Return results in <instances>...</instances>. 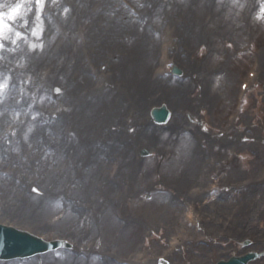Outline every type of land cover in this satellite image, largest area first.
<instances>
[{"label":"rangeland","instance_id":"1","mask_svg":"<svg viewBox=\"0 0 264 264\" xmlns=\"http://www.w3.org/2000/svg\"><path fill=\"white\" fill-rule=\"evenodd\" d=\"M45 4L47 3L43 1L40 2L36 7L33 3L32 15L33 17H35L34 19L37 20L38 18H43L41 14V8ZM192 9V18H194L195 20L194 24H196L197 22L198 32L203 31L202 39H195L196 42H189V40L185 42L184 34H182L180 36L174 37L175 43L180 42L179 45L174 46L173 42L169 38L162 37L163 39H166L164 43L168 45V49L171 52L170 59H173V61H171L172 64H179V66L183 70H185V74L190 77V80L193 79L192 73L190 72H192V70L194 69L203 72L204 76L207 78L204 81V84L200 85V87H192L191 92L189 94L191 100H187V110H190L191 102H193L196 108L191 114L194 117H192L191 115L188 116L189 111L184 113L186 114V116L183 113H181L180 115V118H184V120L188 122H190V119L193 122L189 125L191 126V129L194 132L193 134H195L196 139L203 146L202 161L193 165L194 170L191 174L192 177L190 181H188V183L185 180H182L180 176H171L169 173L165 175L162 174L164 182L167 185L173 184L175 188H179L182 192L179 198H173L174 200L172 201H174V204L172 205L171 202L166 207L160 208L158 210L155 208L152 209L151 207H148L149 205H145L148 202V199L144 192V190L148 189L147 185L151 184L152 182L150 180H152L153 175L149 172L151 170H154L156 173H159L162 170V166L159 165L156 169H154L155 165L159 162L160 157H164L172 151V147L166 144L167 140L165 143V139L167 138L165 136V132H169V130H173L174 128H169L166 126L164 128L158 129L155 135L157 137H155L152 146H150V141L148 140H136L134 142L130 137L131 144L129 145V156L131 162L138 161V153L144 147L149 149L151 153L153 152L151 154L152 157L150 156L152 158V163H149L148 166L145 165L146 167L142 166L141 163L134 173L135 177L139 178L138 183L140 182V186L139 184H137L136 186V182L132 175H129L127 177V181L129 183L131 182L130 187H128V184L126 185L125 181H122L123 168L121 167H123L125 161L120 163L117 169L115 170L117 177L119 179L121 178V180L118 181V178H113L110 180H106L105 182L102 177L107 176H103V173L106 172V170L109 169L110 166H108L106 163H103L104 166L101 165L100 167H98L100 165V162H97L95 163V165L98 167V170L94 171L95 176L93 177L92 175L89 179H87L86 177V179L88 180L86 182V185L83 187V189H78V183L81 180V178L78 176L80 172H73L71 174L68 173V171L70 170L69 165L71 166V164H68L69 158L67 161V157L73 158V156L69 154L70 149L69 151H67V153L65 152L63 155H58L59 153H56L55 151L61 148V145L65 144V142L67 141L62 138H58L56 140V147L54 149L51 148L52 150L49 149L51 152L48 154H45L44 152L43 147L47 148L49 146V143H47V124L43 121L45 118L43 116V120H41L40 123L35 122L32 124V126H29L28 124V129L24 133H20L19 128L14 130L13 133L15 135V138H22L24 140L28 135V138L26 140L30 141L25 142L26 145L24 146L23 150H21V143L20 145L18 144L17 146H12L11 150L14 153L16 152L17 154L24 153L26 154V157H22V164L19 165L16 163H12V154H9L10 156H7V154H5L4 156L0 157V175L4 178H6L7 176L10 177L9 173L12 172L11 170L14 171L18 168V166H21L19 167L21 171H19L17 175H19L20 179H22L24 182H22L23 184L20 185L19 179L18 183L14 185V188L17 189V186L23 187L22 189L26 188L25 193H27V201L31 203H33L34 201L35 203H43L37 212L36 218L40 221L41 225H44L43 223H45L48 227L34 226V218H26L20 220L14 218V214H1L0 211L1 223L11 225L14 224V226L30 230L33 233L43 237L44 239L62 238L67 239L73 243L74 241L71 239V236L69 234L81 232L84 236L83 239H74L78 240L74 243L76 246H80L78 248H81L83 249V251L85 250L84 252L88 253L93 252V250L95 249H98L100 252L96 254H98L99 256H103L104 254L102 252L107 249V253L111 254L112 259L118 258L117 260L120 261H129L133 259H137L140 261L141 259H143V257H141L140 255L141 252L148 249V251H146V253L148 254L147 258L150 262L148 264H158V257H164L168 259L170 264H198L201 262V259L199 257H195L194 255L187 256L184 250L178 253V255L169 256L164 246L166 243L163 242L162 244L159 240V237L162 233L164 234V238H166L167 236V239L171 241L172 245H170V247L173 246V243L179 242L181 246L185 245L186 248L187 245H189L192 246L193 249H204L205 251L202 257L205 259L203 264H214L218 259L227 256L231 252H235L237 250V248H235V244L241 245L243 240H245V238L247 237L254 239L255 243L257 244L256 246H253L250 249H259L262 247V243L264 242V186L260 185V187L258 186L259 188H256L257 185L255 182L257 181L255 177L258 176L259 181H261L263 180L262 176L264 175V20L258 18V21H255L248 15L245 19H243V22L233 19V16H230L227 20L222 21L223 16H225V10H222L224 12L222 16L214 14L216 16V20L217 18H220L221 22L218 23L215 20L211 24H205L204 22H202L204 18L203 16L206 11L205 6L201 5V8L199 10L195 7H193ZM215 10H217V7H215ZM228 10L229 13L233 15V12H235L236 9ZM44 29L45 28L42 29L43 32ZM246 31L251 32V35H253L252 40L251 35L246 36ZM128 38H130V36H128ZM61 39H63V37L59 38L58 36L55 39L53 36L51 37V39L47 38V36L44 37L45 41L42 47V51L45 49L46 45L47 49L50 51L54 46L52 50L53 52L51 53L52 56L55 52H57L54 57L61 56V58L57 62H54L53 60L47 61V50L45 49V53H42V58L39 60L40 62L35 66L34 70H36L37 68L38 70H40L42 67L46 66H50L52 67V69H54V65H58L60 67V70L62 71L63 68L68 69L73 64V61L70 59L73 53L68 56L67 53L62 52L64 48L63 42H60L58 45L55 46V43L61 41ZM80 40L81 38L79 39V42ZM116 43L114 44V49H116L117 47ZM159 43H161L160 39L157 40L156 38V40L150 45L152 47L151 49H153L154 47L156 48V46L158 48ZM252 43H254V49H252L253 51L246 53L245 47L251 45ZM177 49L183 52L182 54L185 56L182 62L183 64L181 63V61H179V63H176L177 59L174 55V51H177ZM111 50H113V48L106 47V51L104 52L106 57L110 54ZM256 50H262V54L259 57L258 63L255 59L257 58L259 53H257V55H255V59H253ZM152 55L153 57L157 56V54ZM40 56L41 54H36V57L31 56V63L33 64L34 61H38ZM90 57L91 56H88L84 60L86 69H90L88 63L89 61H92L91 63H94V66H96V70H94V72L100 69L105 73L101 75V79L105 81L107 77L115 78V87L123 89V79L118 78L117 73V75H112V72L115 73V67H107L108 63L106 62H108V59H110L109 56L106 59L98 61ZM43 58H45V61H43ZM148 62V65L145 66L146 70H144L145 67H143V71L146 74L147 81L148 76H150L149 74L151 73V65L154 66L153 75L155 77H157L158 75V67H156L155 65L157 63V59H154V61L151 59ZM152 62H154V64H151ZM27 63L28 65L31 64L29 62ZM135 65H132L130 76L133 75V71L136 69ZM165 65V62H163L161 67L164 68ZM250 69L257 74V76L255 77L257 83L254 87L253 85H251V90L248 93V100H246L248 101V103L246 105V109L244 110L245 112L244 114L239 115L240 119L237 122H233L234 120L232 117V120H230L225 125L226 131H224L223 124L225 123L228 114L234 110L235 103L239 100L240 96L242 95V91L239 87L240 80L246 79V76ZM140 70L141 68L138 69V72ZM51 72V76L57 75L53 73V70ZM55 73H59V71ZM47 74L48 73L46 71V75ZM67 74L69 75L70 71H68ZM91 74L93 76V73ZM109 74L110 76H108ZM138 75H140V72L138 73ZM47 78L44 76L43 83L40 84L39 88L46 87V92L45 94H43V96L50 97V95L47 93V90L52 91L53 84L55 82H48ZM35 79L36 81L40 80L38 76ZM96 79L97 77L94 78L93 76L92 83ZM157 82L164 83L160 80H158ZM107 84L108 83H106V85ZM88 85L91 84L89 83ZM58 88L61 90V87ZM90 88L93 89V86ZM165 88L166 87H159L153 92V94L162 95L161 99L165 103H167V105L170 106L172 111H174V115L176 116V110L178 111V105H176L174 97L171 95L172 101H174L171 102L169 101L166 95L159 93L160 91L165 90ZM61 91L62 92L60 94H53V101H50L51 103H49L50 108H54L56 112L58 108L60 111H62L60 108L61 101H59L58 99H60V97L64 95L65 90ZM78 91L79 89L75 90V95L80 94L77 93ZM168 95L170 96L169 93ZM43 96H38L39 98L37 97L34 101H37V99H40ZM203 96L207 97L210 102L206 100L207 98H203ZM146 97H149L148 94L144 95L145 100H142L141 98L139 101H136L134 99V101L136 102L132 103L128 101L126 102V98L120 96L117 99L119 105H115L114 110L118 111L121 114L120 117L123 118L124 124L119 121L117 125L115 122H111L109 124V121H106V123L112 129H117L120 127L126 128L130 135L135 136L138 132L137 130L141 127L139 120L148 121V119H139V116L143 113L147 117V113H145V110L147 108V105H150L149 103L151 102V100L150 102H148V99ZM161 99H157L156 97L153 103L156 102L155 104H159ZM205 101L210 103V105L205 103ZM122 102H124L123 105ZM79 104H82V101L79 102ZM46 107L47 105L43 106V108ZM138 108H141L143 113H138ZM131 109L132 112L130 113L129 110ZM65 110H67V107ZM178 112L180 114V111ZM39 113L41 115L42 111H39ZM21 114L25 117H28L29 114L37 116L35 107H32L30 109V113L21 111ZM57 114L58 113L53 115V120H57V124L63 125V127L60 128V130L62 131L63 129H65L64 125L67 120L64 118L58 119ZM1 115L2 116H0V126H2L3 123L1 122H3L5 118L4 113H1ZM20 117L21 116L16 115V121L19 119L21 120ZM39 117H37V120H39ZM185 126H187V124H185ZM24 129L25 127H23V130ZM54 129L56 130V127H54ZM70 129L72 128L70 127ZM153 129L154 128L151 127V132H153ZM57 130L59 131L58 126ZM164 130L165 139L163 140L162 133ZM69 133H71V131ZM72 134H75V132H72ZM39 140L42 141V143L44 142L43 146H41ZM76 142L78 145V141ZM211 142H213L214 144H211ZM217 143H223L225 145H228L229 147H224L222 150L216 152L214 148L221 147L216 146L215 144ZM200 144L196 145L200 146ZM228 150L230 151L228 152ZM107 151L106 156L108 154L109 157H111L112 154L115 152H118L117 154L121 155V152H119V150L116 151L111 149L110 151ZM212 153H214L219 163V157H223V160L226 159L227 162H231L230 164H228L227 162L222 163L224 164L222 167H226L225 169L229 170L227 166H232L235 170L234 173H231L230 175L228 173V176H226L225 179V184L239 185V182H241L243 179L255 178L243 180L249 182V184H252V187L248 191L247 189H243L241 191H238L236 189V193L233 192L227 196L225 195L224 197H221V200H223L221 202L209 201L208 199H204V201L201 197V193L198 194L197 191H193L194 194L197 193V197L194 195H190V197H187V190L189 186H191L196 181V174L201 168L208 169L205 163H207L209 156H211ZM27 156H29V164L27 163L29 165V169H27L28 165H26ZM106 156L103 155V157ZM10 159L11 161H9ZM66 161L67 166L65 165L64 168L67 169L63 171L61 170L59 164L61 162ZM110 163L111 160L109 161V164ZM149 167H152V169ZM49 168L55 170L56 173L64 172V174H58L55 176L52 171L49 172ZM177 168H179V166H177ZM86 174H82V176H85ZM146 174L152 175L149 177L150 179L148 183L145 181L146 178L143 177ZM53 176L58 179V184L52 182ZM201 182L204 183V180H201ZM205 182V185H209V183H212L209 179ZM68 187L72 188V193H68ZM4 188V186H0V197L3 198L0 199V210L3 208V205H6V199L2 190ZM137 188L141 191V195L144 196H142L141 198L139 197L130 198L129 200H123V194H126L131 190L132 197H134ZM112 194L115 202L113 203L114 206L109 208V215L114 216V211L120 209L121 215H123L124 219L130 216L132 219H134V221L128 220L125 225H121L120 223H124L122 222L124 220H119V222L117 219H115L116 221H118V223L113 225L112 231L108 235L107 239L109 240V243L104 246V241L107 238V232L109 228L108 226L104 225L101 220L103 214L101 204L104 203L101 196H103V198H108ZM73 195L74 198L79 197L81 206H83L82 208L79 207L80 210L72 211L68 209V211L58 213V211L62 209L61 207H64V203L62 206L59 205L57 208L53 207V205H48L49 198L61 197L65 204L73 203V207H76V203H74L72 198ZM183 199H185V205H192V203L193 207L194 204L197 205H195V208H190L191 210H194V213L185 212V214L187 217L190 216L193 221L197 223L198 226H182L184 223V213L180 215L181 220H177L175 223L169 224L167 217L165 216L166 210H176L177 208H180L182 213L184 211L182 204ZM189 199L192 203H190ZM30 211L31 208L26 209V214ZM196 215L198 218L196 217ZM58 218H61L63 220L60 221L58 220ZM205 219H211L213 221L215 220L216 222L218 221V224L220 225L215 227V225L212 224H203ZM84 221L85 223H87L86 225H84ZM61 222L64 223L61 224ZM160 222H164L166 224V227L161 226ZM201 225L202 227H204V229L201 231V234L205 235L208 240L212 239L211 244H209L208 247H198L195 246L193 243H188L191 237H194L195 234L197 235V227H201ZM81 227L85 228L86 230H76L78 228L81 229ZM64 228L66 230L65 232H62V229ZM93 228H95L94 234H92ZM142 229H144L143 232ZM128 230H132V232L135 233L137 237L132 239L128 247H123V245L117 247V239H124L125 234L123 233V231ZM88 233H91V235L89 236ZM218 236H221L222 238H219ZM89 242L92 244L94 243L93 248L88 245ZM221 243H225L227 245L224 246ZM75 255L78 257L80 256L78 253H75ZM145 258L146 257H144V259ZM43 260L45 261V263L47 262L46 258H43Z\"/></svg>","mask_w":264,"mask_h":264},{"label":"bare ground","instance_id":"2","mask_svg":"<svg viewBox=\"0 0 264 264\" xmlns=\"http://www.w3.org/2000/svg\"><path fill=\"white\" fill-rule=\"evenodd\" d=\"M7 1L5 0V3ZM11 1L14 3L22 2L21 0ZM70 1L72 2L70 5L68 4L70 7L69 10H66L64 8L65 6L63 5L54 9L51 8L52 12H50L51 9L48 11L49 15L47 17H49V19L47 18L48 20H46L47 37L51 33L53 34L54 39L58 36L59 38L63 37L64 41L63 39H61V41L55 43V46L60 42H63L64 48L62 52L67 53L68 56L73 53L72 57L70 58L73 61V64L68 69L63 68V70L61 71L58 65H54V69L52 70L53 73L57 75H50L47 78L49 82H55L53 84V89H55V87H61V90H65L64 95L61 96L58 100L61 101L60 106L67 107V110H63L62 114L60 113V110L58 108L59 115H63L62 117L67 120L66 131L64 132V129L62 131L60 130L63 125L51 123L47 126V143H49V145H51L52 147L54 146V148L56 147V140L57 138H59L57 130L58 126V129L61 132L60 136H63L62 139L66 140L67 142H65V144H62L61 148L55 151L56 153H59L58 155H63L70 149L69 154L72 155L73 158H71V161L69 162V164H71V166L69 165L71 169L68 171V173L71 174L73 172H80L78 176L81 178V180L78 183V189H83V187L86 185V182L88 181L87 179H89L90 176L94 175V168H97L95 167V163L100 162L101 165H103V163H106L105 159L103 158L105 151H110L112 149L116 151L119 150L122 153L126 154L128 152L129 145L131 144L130 137L134 142L136 140H148L151 142V144L153 142V137L155 136H153V134L150 135L147 129L144 130L143 128H141L137 130V134L133 136L129 135L125 129L111 128L107 130L106 123V121H109V124L111 122H115L117 125L119 121L124 124L123 118L120 117L121 114L118 111L114 110L115 105H119L117 99L120 96L125 97L126 102L128 101L134 103L136 101H139L141 98L143 100L144 95L148 94L149 97L146 98L148 99V102H150V100L154 99L153 92L159 87L163 88V83H157L156 85L153 81H147L146 74L143 71V67L147 66L149 63L148 61L151 60L153 56L152 54H156L157 52V48L154 47L153 49H151L152 47L150 46L155 40V36L153 35L154 33H152L151 31L159 29L160 26L163 27L162 29H164V27L170 26L171 34L178 35L184 33L186 36L184 37L186 39V42L188 40L189 42H196L195 39L199 40L201 38L200 34L203 31H201V33L198 32L197 22L196 24H194L195 20L194 18H192V7L194 6L199 10L202 4L205 6H215V4H217L219 8L215 13L222 16L224 12L221 10V8L228 7V1L126 0L129 5L136 8L137 14L126 9L120 3V0ZM2 2H4V0H0V4ZM47 2L48 4L52 5L53 2L56 3L57 0H47ZM22 3L23 7L22 9L20 8L17 12L16 18H18L17 20H15L16 22H23L26 14L28 15L27 9L29 8V5L28 3L25 4V1H23ZM224 15L225 16H223L222 21H225L230 16H233L232 14H229L227 12ZM181 19L184 20L182 21ZM220 20V18H217L216 22L219 23L221 22ZM147 24L149 26H147L146 28L145 26ZM8 27L11 29V31H8L6 34H0V103L3 104L2 109L5 108L7 112L4 121L1 122L3 124L2 126H0V157L4 156L5 154H7V156H10L9 154H12V163H16L19 165L22 164V157H26V154H17L16 152L14 153L11 150L12 146H17L18 144L20 145V138H15V136L10 137V135H12L13 133H11L12 129L8 132V128H13L15 124L10 125L9 122L12 118H14L16 111H27L29 108L27 104L17 102V99L21 98L23 95L24 99L22 101L26 102V100H33L36 95L38 96L39 94L40 97L42 93L46 92V90L42 92L38 90L35 95L32 96L31 94L37 87V85L34 83V81L31 80H33V77L35 75L36 77L40 76V80H42L41 77H43V74L46 71L47 67H42L40 70H38V68L34 70L35 66L40 61H34L33 64L27 66V60L31 62L30 56L33 53L30 54L25 49L22 51V48L25 44H28L30 40L32 41V38L25 39L24 37L22 39L21 36L17 37V33H19L17 29L13 28L12 25L9 24ZM128 36H130V38H128ZM80 38L81 40L79 42ZM13 41H15V43H13ZM115 43L117 46L116 49H114ZM106 47H111L114 50H111L108 56L110 58L111 56L113 57L110 61H112L111 63L116 69L114 75L118 74V78L123 79V89L115 87V78L107 77L106 81L108 84H105V86L101 90H99L98 87H100V85L96 84L95 80L92 83L93 76L91 74V69L88 70L85 68L84 60L88 56H91L90 58H94L96 61L106 59L108 57H106L104 53L106 51ZM46 50L47 61L53 60L54 62H57L61 58V56L54 57L57 52H55L52 56L51 53L53 51H50L48 49ZM43 52L45 53V51H42V53ZM114 57L118 58V60L115 61ZM24 58L26 61L25 63L22 62ZM43 61H45V58H43ZM91 62L92 61H89L88 65H90ZM132 65H135L136 69L133 71V75L130 76ZM139 68H141V70L139 71L140 75H138ZM144 70H146V67L144 68ZM57 71H59V73H55ZM68 71H70L69 75L67 74ZM13 72H17V74L14 75ZM190 73H192L193 75V80L191 82L192 86H199L202 84V82L205 81L203 72L194 69ZM12 77L13 80H15L14 89L10 87L9 82ZM188 81L185 82L184 80L182 81V83H179V85H175V82H172L174 83L170 85L172 86V90L167 87V94L169 93L174 95V100L176 102V105H178V111H180V114L172 119L174 120L173 124L176 125L174 134L177 135L173 136V138H178L175 142L176 144L174 145L182 154V160L188 157V162L186 164L187 166L180 175V178L186 181H189L192 177L191 172L193 163H196L199 159V150H196V156H194V148L190 144L191 138L179 127L185 124L183 120L184 118H180L181 113L184 112L187 108V100L184 97L189 96L192 89L190 83L188 84ZM89 83L91 85H88ZM92 86L95 88L91 89L90 87ZM76 89H79L77 93H80L81 95H75ZM17 94L19 95L16 96ZM134 99L136 101H134ZM81 101L82 104H79V102ZM123 104L124 102H122V105ZM70 107H72L71 110ZM195 108L196 107L192 103L190 113H193ZM138 111L140 112L141 108H139ZM52 112L55 113L56 111L54 112V110H52ZM45 120L47 121V113L45 114ZM32 124L33 123H29V126H31ZM68 126L72 128V131H75L76 138L72 137V135L69 134L67 130ZM54 127H56V130L54 129ZM155 127L160 126L155 125ZM27 129L28 124L26 125L24 131ZM156 129L159 128L154 129V134L156 132ZM8 140H10V142ZM7 141L9 142V144L7 143ZM76 141H78V145ZM43 143L42 141H40L41 146H43ZM25 145L26 143L21 140V150L24 149ZM104 147L108 148L105 149ZM43 149L45 150L44 147ZM28 157L29 156H27L26 165L29 164ZM9 161H11V159ZM19 167L21 166H18V168L14 171L11 170L12 172L9 173L10 177L7 176L6 178H4L0 175V186L2 185L5 187L2 190L6 199V205H3V208L0 210L1 214H14V218L20 220L26 218H34V226L43 227L40 224V221L36 218L37 212L43 203H35V201L31 203L27 201V193H25L26 188L22 189L23 187L21 186H17V189L14 188V185L18 183V180L20 179L19 175H17V173L21 171ZM28 167L29 165L27 166V169H29ZM49 170L50 172L52 171L50 168ZM52 173L55 176L58 174H64V172L56 173L55 171H52ZM170 173L174 175V172L172 170H170ZM82 174L86 175L82 176ZM55 176H53L52 182L58 184L59 181L55 178ZM107 178L108 177L104 178V180ZM22 182L24 181L20 179V185L23 184ZM139 194L140 192L137 191L135 196ZM0 198L3 199L2 197ZM76 199H79V197L73 199L74 203L78 202L76 201ZM49 201L53 202V199ZM111 204V199L106 198L104 202V215L101 220L104 225L108 226L109 230L107 232V238L104 241V246L109 243V240H107L108 235L111 233L113 225L117 223L113 218H111L108 213V208ZM150 207L154 209V205ZM28 208H31V211L26 214V209ZM156 208L158 209V207ZM179 215V211L168 210L166 212V216L169 224H172L174 220H180ZM205 223L206 225L212 224L208 220H206ZM65 230V228L62 229V232H65ZM76 230L83 231L84 228H78ZM94 233L95 228H93L92 230V234ZM88 234L89 236L91 235V233ZM125 234L126 235L124 236V239H117V247H120L121 245H123V247H128L132 239L137 237L131 230L126 231ZM69 235L71 236L72 240L78 238L82 239L84 237L81 232H76L75 234ZM105 250V252H108L107 249ZM107 259L106 261H108ZM108 263L110 264L111 261ZM4 264L8 263L5 262Z\"/></svg>","mask_w":264,"mask_h":264},{"label":"clouds","instance_id":"3","mask_svg":"<svg viewBox=\"0 0 264 264\" xmlns=\"http://www.w3.org/2000/svg\"><path fill=\"white\" fill-rule=\"evenodd\" d=\"M14 18V17H13ZM39 19V18H38ZM27 24V20L24 21V25ZM23 26V25H22ZM8 31H11V29L8 27V25L3 24L2 21H0V34H6ZM36 35H39V31H37L36 33H34ZM20 36V33H17V37ZM13 43H15V41H13Z\"/></svg>","mask_w":264,"mask_h":264}]
</instances>
